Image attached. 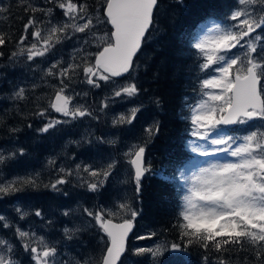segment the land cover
Wrapping results in <instances>:
<instances>
[{
  "label": "snow or ice",
  "instance_id": "6c2138e0",
  "mask_svg": "<svg viewBox=\"0 0 264 264\" xmlns=\"http://www.w3.org/2000/svg\"><path fill=\"white\" fill-rule=\"evenodd\" d=\"M17 4L31 15L14 42L15 50L11 52L10 60L23 57L32 70L39 65L30 62L48 57L66 40L76 37L79 44L70 62L56 59L44 70L42 79L51 77L57 83L51 85L54 95L47 107L38 109L35 114L47 118L52 111L61 118L47 119L39 132L48 133L58 125L85 117L99 120L89 107L72 103L75 96L88 95L87 91L68 92L77 78L92 88H100L102 82L108 87L109 95L101 100L100 112L109 109L117 98L131 100L139 96L140 88L129 74L134 71V57L153 24L158 0H102L94 12L86 0H56L55 6L62 10L64 18L55 22L52 8H44L32 0H17ZM8 12L7 7L0 5V18H7ZM37 12L42 13V18H36ZM100 24L109 25L110 29L99 33ZM183 38L194 49L199 71L205 74L199 81V98L189 105V115L185 117L191 125L189 135L194 138L187 142L188 150L204 158L205 162L190 174L180 169L176 176L166 174L165 169L153 173L166 182L178 181L173 184L178 200L172 227L177 229L180 242L154 240L151 245L129 249V235L140 211L133 208L127 198H117L107 204L82 207V214L103 234L104 242L99 256L85 260L83 264H123L121 257L128 251L135 256L149 254L154 264H159L156 258L165 252L171 254V264H191L188 248L192 245L205 253L202 257L205 264L209 252L218 254L214 264H230L224 253L233 250L252 251L257 264H264V0H235L222 17L209 12L197 22L194 30L186 31ZM9 43H13L11 34L0 31V49ZM89 46L96 50L87 51ZM3 56L4 52L0 51V57ZM125 76H129L126 83L117 79ZM35 87L37 85L33 84V90ZM12 98L25 100V87H18ZM154 103L160 106L159 99ZM139 111L137 105L126 113L115 115L111 120L112 127L132 125ZM241 126L247 127L241 132ZM143 131L150 139L159 134L160 124L154 121ZM97 140L109 145L117 143L116 139L105 140L103 137H97ZM87 142L91 143V140ZM147 142V139L142 143L132 142L123 151L124 163L130 166V172L122 183L130 182L137 198L144 177L151 172V164L145 155ZM20 154L23 155V150ZM5 160L6 157L0 154V164ZM118 163L115 158H110L103 166L88 163L59 167L55 180L45 187L52 192H62L61 186L70 183L69 177H74L77 186L87 193H100ZM49 165L55 166V160H50ZM38 186L36 176L4 179L0 175V199ZM16 212L19 220L29 215L19 206ZM31 214L44 219L39 209ZM63 215L68 216L69 212L65 211ZM51 222L50 219L47 221ZM0 227L13 229V235L22 249L30 253L33 264H58L56 247L43 235L21 228L3 214H0ZM79 231L80 228L65 227L64 238L71 241ZM156 235L151 231L137 235L136 239L151 240ZM14 249L15 244L0 235V264H19L13 256ZM59 264H68V261ZM73 264L82 262L76 260Z\"/></svg>",
  "mask_w": 264,
  "mask_h": 264
},
{
  "label": "trees",
  "instance_id": "16d2710c",
  "mask_svg": "<svg viewBox=\"0 0 264 264\" xmlns=\"http://www.w3.org/2000/svg\"><path fill=\"white\" fill-rule=\"evenodd\" d=\"M32 2L44 8L54 9L53 22L64 18L62 10L55 6L56 0ZM86 2L94 12L102 0ZM234 3L235 0H158L153 24L134 60V71L129 74L140 88L139 96L131 100L117 98L109 109L100 112L101 100L109 95L108 87L102 82L100 88H92L79 82L80 78H77L76 82L70 85L68 92L87 91L88 95L75 96L72 103L89 107L99 116V120L85 117L58 125L48 133H41L38 130L44 126L47 119L61 118L52 111H49L47 118L35 114L38 109L47 107L49 99L54 95L51 85L57 83L51 77L42 79L44 70L56 59L62 58L65 63L70 62L74 49L79 46L78 40L76 37L66 40L57 45L48 57L30 62L32 65H39L32 70L29 62L23 57L10 60L9 56L15 50L14 42L21 35L23 25L31 13H25L23 7L17 4V0H0V5L9 9L7 18H0V31L11 34L13 40V43L0 49L4 52V56L0 57V154L6 157L4 163L0 164V175L4 179L36 176L39 184L35 189L27 187L22 192L0 199V214L25 230H34L38 235H43L50 245L56 247L58 264L60 261L73 264L76 260L83 264V261L94 260L99 256L104 246L101 239L103 234L88 222V218L82 214V207L107 204L117 198H127L131 206L140 211L128 242L129 249L151 245L154 240L180 242L177 229L172 227L176 219L178 200L173 184L178 181L166 182L153 173L165 169L166 174L176 176L177 169L185 171L194 162L195 155L187 147V142L192 139L189 135L191 125L185 117L189 115V105L199 98V81L205 74L199 71L194 49L189 47L183 34L194 30L197 22L202 21L209 12L218 13L222 17ZM35 16L40 19L42 13L37 12ZM102 26L104 31L109 30L108 25ZM95 50L94 46L87 47L89 52ZM77 56L79 58V54ZM129 76L118 80L126 83ZM33 84L37 85L34 90ZM18 87H25V100L12 98ZM156 99L160 100L159 107L154 103ZM137 105L140 106V111L132 125H125L123 128L112 127L111 120L115 115L126 113L129 108ZM154 121L159 122L160 132L149 139L143 130ZM244 127L247 126H241V132ZM114 132L118 134L115 137L111 135ZM97 137H103L105 140L116 139L117 143H100ZM145 139L148 141L145 155L151 164V172L144 177L140 197L137 198L131 183H122L130 172V166L124 163L123 151L128 144L142 143ZM87 140H91V143ZM20 150H23V155ZM110 158H115L119 163L106 188L100 193H87L84 188L77 186L74 177H69L70 183L61 186L62 192H52L45 187L55 180L59 167L71 168L76 164L88 163L103 166ZM50 160H55V166L49 165ZM17 206L29 213L24 220L18 219ZM37 209L44 214L43 220L31 214ZM65 211L69 212L68 216L63 215ZM49 219L51 224L47 223ZM65 227L80 228L81 231L69 241L64 238ZM151 231L157 233L153 239H136L137 235ZM0 235L15 244L13 256L18 259L19 264H33L29 258L30 253L22 249L20 242L13 235L12 228L0 227ZM188 252L191 264H205L202 259L205 253L196 245L189 247ZM170 255L165 252L156 259L159 264H171ZM207 255V264H214V258L218 254L209 252ZM224 258L229 260L230 264H257L252 251L233 250L224 253ZM122 261L123 264H154L149 254L135 256L131 251L126 252Z\"/></svg>",
  "mask_w": 264,
  "mask_h": 264
},
{
  "label": "rangeland",
  "instance_id": "374dc122",
  "mask_svg": "<svg viewBox=\"0 0 264 264\" xmlns=\"http://www.w3.org/2000/svg\"><path fill=\"white\" fill-rule=\"evenodd\" d=\"M105 26V25H104ZM104 26H102V24L98 25V32L99 33H103V32H106V30L104 31ZM109 27V26H108ZM107 28V27H106ZM110 29V27H109ZM74 104V103H73ZM194 139V138H192ZM195 155V154H194ZM205 162V159L202 158V157H198L195 155L194 157V162L192 163V166L189 168V169H186L185 170V173L186 174H190L191 171L195 170L196 168L200 167V166H203ZM129 264H133V263H129Z\"/></svg>",
  "mask_w": 264,
  "mask_h": 264
},
{
  "label": "water",
  "instance_id": "95a60500",
  "mask_svg": "<svg viewBox=\"0 0 264 264\" xmlns=\"http://www.w3.org/2000/svg\"><path fill=\"white\" fill-rule=\"evenodd\" d=\"M110 27V26H109ZM150 29V28H149ZM149 31V30H148ZM147 34V33H146ZM146 37V36H145ZM145 39V38H144ZM142 47V46H141ZM140 51V50H139ZM139 51L137 52V54H136V56L138 55V53H139ZM136 56L134 57V60H135V58H136ZM121 78H123V77H120V78H117V79H121ZM130 236H131V233H130V235H129V239H130ZM124 256H125V254H124ZM123 256V257H124ZM123 257H121V260L123 259Z\"/></svg>",
  "mask_w": 264,
  "mask_h": 264
}]
</instances>
